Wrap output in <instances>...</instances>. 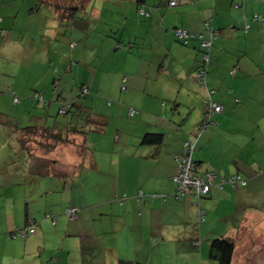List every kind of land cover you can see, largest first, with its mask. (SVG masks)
<instances>
[{
    "label": "crops",
    "instance_id": "0c3cea01",
    "mask_svg": "<svg viewBox=\"0 0 264 264\" xmlns=\"http://www.w3.org/2000/svg\"><path fill=\"white\" fill-rule=\"evenodd\" d=\"M72 1L79 4L78 10L66 18L80 30L82 45L75 52L78 45L74 41L72 47L70 41L71 57L64 53L56 61L49 55L45 62L53 61L49 66L55 71L47 79L33 81L39 39L44 46L51 44L49 52H56L52 37L57 36L50 37L53 30L45 21L50 16L17 8L14 0H0V264H119L120 259L161 264L173 257L164 251L168 244L178 251L183 243L202 244L200 239L211 242L219 236L236 237L232 264L239 258L247 264L252 247L264 245V23L251 20L255 13L264 15V0H179L174 6L171 0H146L142 6L150 16L139 13L137 0ZM244 16L250 20L248 29ZM35 18L47 26L35 30ZM209 19L217 38L207 81L224 110L214 115L216 124L196 132L204 117L205 91L197 81L200 40L194 37L185 44L174 28L208 35L204 22ZM25 21L33 26H24ZM235 68L233 75L230 71ZM84 85L92 107L106 96L117 97V114L133 118L134 127L100 128L102 133L90 147L89 136L67 127L69 123L52 126L63 138L58 142L69 143L64 162L51 157L52 148L41 154L23 148L22 129L31 125L43 129L47 113L31 112L33 120L25 125L14 118L9 128L4 119L8 107L15 104L25 114L30 112V98L42 105L33 97L34 87H42L45 99L50 98L47 106L72 100L75 114H80ZM11 90L22 94L19 103ZM131 108L137 110L132 115ZM148 132L162 133L163 141L143 144ZM187 139L195 143L192 155L199 174H217L210 193L198 205L192 189L176 196L173 181L176 156L183 153ZM24 149L30 156L25 172L20 156ZM84 162L95 167L97 179L107 175L95 190L99 195L108 190V199L88 203V178L80 168ZM49 174L67 182L62 190L71 182L70 190L78 196L65 206L59 203L55 194L60 189L39 182ZM234 174L245 177L247 184L221 187L220 179ZM97 206L100 223L96 217L88 221L85 214ZM71 207L79 209L75 220L66 214ZM31 223L39 226L35 233L13 236ZM95 250L105 256L96 258ZM196 250L194 257L200 263L207 257L202 248ZM187 259L191 264L192 251Z\"/></svg>",
    "mask_w": 264,
    "mask_h": 264
},
{
    "label": "rangeland",
    "instance_id": "374dc122",
    "mask_svg": "<svg viewBox=\"0 0 264 264\" xmlns=\"http://www.w3.org/2000/svg\"><path fill=\"white\" fill-rule=\"evenodd\" d=\"M17 4V8H19L20 6H23L25 11H29V8H32L31 6H33L35 8V12H39L40 14L43 16L45 15H49L50 16V20L46 18L45 21H49V25L51 26V29L53 30V32L51 33L50 31V37L51 35L56 34L57 37H52L54 38V48L53 50H56V52H49L48 48H50L51 44L48 45L46 44L45 46L43 45V40L42 38L39 39V41L37 42V46L39 47V50L36 52L37 54V58H36V63H35V69L34 70V75H33V81H35V78H37L39 81L43 80V78L47 79L48 76L50 74H52L55 71V68L53 65L49 66L50 64L53 63V61H48V65L45 62V58H47L49 55L51 56V59L54 57L57 61L58 57L61 54L67 53V55L69 57L72 56V49L70 48V41H75L78 45L77 49L75 50L78 51L79 48L82 45V39L79 36L80 34V30L78 28H76L74 30L73 27H71L72 24H74L72 21H69V19L66 18V16H68V14H74L78 9L76 8L79 4L76 3L75 1L72 0H47L48 2H59V4L61 6L59 7H55V5L53 4H48L47 2H42L40 0H14ZM93 0H91L92 2ZM33 4V5H32ZM86 11H90L89 8V4L87 5V7H85ZM79 20H77V24H79ZM40 22H38V19L35 18V30H39L45 28L47 25L45 24L46 22H42L41 24H39ZM24 26H33L32 23L30 24V21H25ZM49 26V27H50ZM55 36V35H54ZM46 40H50V38H46ZM86 41V40H84ZM83 41V42H84ZM69 48V49H68ZM51 50V49H50ZM69 51V54H68ZM44 55V56H43ZM46 56V57H45ZM37 64V67H36ZM26 71V69H25ZM24 78H28V75L26 74V72H24ZM58 73L56 71V76H58ZM121 84H120V88H121ZM33 90H39V91H45L44 88H38V87H34ZM36 92V91H34ZM35 94V93H34ZM18 95H22V94H18ZM106 101H101L100 103H98V101L95 103V105L92 107L90 103V98L89 96H85V98H81V101L83 102L82 105H84L83 108V112L80 114H75L74 110H71V108L68 110V114L62 115L59 113V108L62 106L61 101L59 103L53 101L52 103H50L48 106H42L39 105L38 102L35 100H33L32 98H30V102L31 104L29 105L30 107V112L22 114L19 107L17 108L16 106L14 107L15 104H13V106H9V115L5 116L4 119L9 121V128L12 127V119L14 118H18V121L22 124H29V122H32L33 118L30 115L31 112H33V114H36V112H46L47 113V117L49 119L47 126H58V124H61L62 122L65 123H69V126L67 127H72L75 128L79 131H82V134H86L87 136H89L88 139V145L91 147L92 145V141L94 142L95 139L98 138V134L102 133L100 132V128H105V127H110V128H114V127H128L130 129V127H134L132 121L133 118L129 117L127 114L126 116L121 115L119 116L117 114V106L119 104V99H117V97L111 95V96H106ZM47 100H50L49 97H46ZM88 100V101H87ZM108 105V106H107ZM114 107H111L113 106ZM104 115H106L107 117H103ZM35 121V120H34ZM45 124V123H42ZM35 126V125H33ZM12 134H14L13 131L9 132V135L12 136ZM35 139L31 144V148H33V150H35L34 152H50L49 147H46L45 145H49L46 143H55L56 145L51 149L54 150L51 152V157L57 159L60 162H64L65 160V149L68 148L69 143H66L65 145L62 143H59L58 140H52V142H50L49 140H47V138H45L44 135H41L40 133L35 134ZM104 137V136H103ZM44 139V140H43ZM102 139V138H101ZM100 139V141H101ZM105 139H108V137H106ZM13 140V139H11ZM44 142V145H42V143H40V141ZM91 142V143H90ZM58 144V145H57ZM54 145V144H53ZM57 147V148H56ZM25 148V147H23ZM56 149V150H55ZM49 150V151H48ZM78 150V149H77ZM29 151V150H28ZM26 149L21 150L20 152V156H21V161H22V165H23V171L25 172V169H27L28 167H30V156L29 153ZM46 153V154H47ZM35 154V153H34ZM97 154H99V152H97ZM105 165L103 164L102 168ZM53 168V170H55V168L53 167V165L51 166ZM81 170L82 172L86 173L87 176V185H88V196H87V200L88 203H94L97 202L98 200H106L108 199L109 193L107 194L108 190H104V194L103 195H99L96 190V184L97 182H105V180L107 179V175L103 176V179H97L99 177V174H97L96 169L94 166L87 164V162H84L81 165ZM110 181V180H108ZM107 181V182H108ZM31 182H33V187H35V178L31 179ZM39 182L42 185H46L47 187H52L54 189H60L57 190L56 194H55V198L59 201V203L64 204H68V202L70 203L72 198H76L78 196L77 194H72L70 188L72 186L71 182H68V186L66 190H62L63 189V185L66 184L67 182L64 181L63 178L57 179L54 176H52L51 174L47 175V176H42L40 177ZM74 195V196H73ZM109 201H114L117 200L118 202H120V200L117 198L114 199V197L111 199V197H109ZM111 203V202H110ZM103 205H107V204H103ZM98 206L94 208V212L88 211L85 216L88 219V221L93 220V217L98 220H94L96 221V223H100L99 217V210H98ZM79 214V213H78ZM69 219V217H68ZM200 241L202 242V244H192V242H189V244H185L183 243L182 245H178V251H176V247L173 245H166V249L164 250L166 255L170 256L169 254H171L173 257H169L167 258L165 261H160L161 264H187L188 259H187V252L192 251L193 252V259L190 261L191 264H196V259L197 256L194 257V251H200L201 248L204 251V256L206 255L207 258L205 259H201L200 263L197 264H216L215 261L209 259V247H210V242L205 241L204 239ZM195 249V250H194ZM260 251H256L259 250ZM260 252H264V245L263 248H256V246L249 252L248 254V263L247 264H264V255H260ZM93 254H95L96 258H100V256L102 255V251H93ZM103 256L104 253H103ZM153 256H156V253L153 254ZM239 256V255H238ZM241 257L243 256V253L240 255ZM107 257L110 259L112 257V254H108ZM182 258L184 257V259L186 260H179L177 258ZM244 262L240 261V258L238 259V261H236L235 264H242Z\"/></svg>",
    "mask_w": 264,
    "mask_h": 264
},
{
    "label": "built area",
    "instance_id": "2783aa9c",
    "mask_svg": "<svg viewBox=\"0 0 264 264\" xmlns=\"http://www.w3.org/2000/svg\"><path fill=\"white\" fill-rule=\"evenodd\" d=\"M177 0H172L171 4L175 5L177 4ZM208 24V23H207ZM248 27V25H247ZM179 37H185L187 38L189 33L186 28H178L176 30ZM214 32L212 31L211 36L214 37ZM205 39L202 43V46L205 48V51H209L212 44H213V38ZM205 53L203 56L202 64L200 65L198 71H197V79L199 85L204 89V101H205V114L202 122L197 128L196 132H201L203 129L207 128L208 125L216 124V121L214 120V115L216 113H220L223 111L224 106L213 99V90L209 87L208 81H207V75H208V65L210 61V55L208 53ZM235 69L232 71V73H235ZM87 87L83 89V92H87ZM34 97L39 99V101L44 102L43 95L40 92H36L34 94ZM14 102L19 103L20 97L17 96L14 93ZM71 107V103H65L61 109V114H66L68 108ZM137 110L135 108L130 109V114H134ZM195 143L192 139H187L184 143V151L182 154L176 156L177 160V173L173 177V181L177 185V194H185L187 190L192 189L195 195V198L197 201H195V204H199V199L210 193L211 186L215 180V177L217 174L213 171H208L204 176H201L197 170L196 161L193 158V150H194ZM230 184L232 187L236 188L241 185L247 184V179L243 177L241 174H234L231 176H223L220 179V185L223 187L224 184ZM141 196L143 195V191H141ZM158 195H154L156 197ZM165 198V196H164ZM77 207H71L68 209V213L71 217V219H74L77 217ZM201 219L204 218V211L201 210ZM35 232L36 227L34 224H30L28 226V229H17L15 232H17V235L26 236L28 234L27 231Z\"/></svg>",
    "mask_w": 264,
    "mask_h": 264
},
{
    "label": "trees",
    "instance_id": "16d2710c",
    "mask_svg": "<svg viewBox=\"0 0 264 264\" xmlns=\"http://www.w3.org/2000/svg\"><path fill=\"white\" fill-rule=\"evenodd\" d=\"M40 1H42V2H47L48 4H53V5H55V7H59V6H61L60 4H59V2H48L47 0H40ZM172 1V0H171ZM171 1H170V5H172V6H174L173 4H171ZM178 2H177V4L179 3V0H177ZM137 2L139 3V5H141V7H139V13L141 14V15H146V16H150V11H148V10H146L145 9V7H143L142 5L146 2V0H137ZM176 5V4H175ZM32 8H30V10H29V12H32V11H34L35 10V8L33 7V6H31ZM244 20H245V28L246 29H248L249 27H250V23H249V19H248V17L247 16H244ZM251 20H253V21H257V22H263L264 23V15H261V14H258V13H255L253 16H252V19ZM208 23V24H207ZM204 24H205V28L207 29V31L209 32L208 33V35H206V34H204V33H201V34H198V35H196V34H193V33H191L187 28V30H188V33H189V35H188V37L187 38H185V37H179V35L177 34V32H176V30L178 29V28H174V32H175V35H176V37H177V39L179 40V41H181V42H183V43H188L189 42V40L190 39H192V38H194V37H198L199 38V40H200V50H201V60H200V64H199V66H198V69H199V67H200V65L202 64V61H203V56H204V54L207 52V51H205V48L202 46V43H203V41L205 40V39H210L212 36H211V33H212V31L214 32V37H212L213 38V44H212V46H211V48H210V50L207 52L209 55H210V61H209V65H208V68H207V70H208V73H209V68L212 66V60H211V53H212V50H213V46H214V42H215V40H216V38H217V30H215V28H214V26H213V23H212V19H209V20H206L205 22H204ZM247 25H248V27H247ZM182 28V27H181ZM183 28H185V27H183ZM71 46L72 47H74L75 46V42H72L71 43ZM198 69H197V71H198ZM234 69H231V74H233L232 73V71H233ZM235 70H236V68H235ZM235 73H236V71H235ZM234 73V74H235ZM233 74V75H234ZM208 76V75H207ZM197 81H198V79H197ZM59 81H56V84L58 83ZM209 85V84H208ZM85 87H87V85H84V86H82L81 87V94H80V97L81 98H83L85 95H86V93L89 91V89H88V87H87V92H83V89L85 88ZM210 87V86H209ZM211 88V87H210ZM56 89V88H55ZM212 90H213V94H214V92H215V90L213 89V88H211ZM36 92H40V91H37L36 90ZM35 92V93H36ZM9 93H11V94H14L15 93V91L14 90H11V91H9ZM42 95H43V100H44V102H42V101H40V103L42 104V105H44V106H46L47 104H48V100L47 99H45V97H44V94L42 93V92H40ZM18 96V95H17ZM34 97V96H33ZM34 99H36V100H38L39 101V99H37V98H35L34 97ZM213 99L214 100H216L215 98H214V95H213ZM217 101V100H216ZM217 102H219V101H217ZM67 104V103H71V107H69L68 108V110L71 108V110H74V107H75V104L76 103H74L72 100H62V106L64 105V104ZM220 103V102H219ZM222 104V103H221ZM61 106V107H62ZM61 107L59 108V111H60V109H61ZM67 110V113L66 114H68V111ZM224 110V109H223ZM74 112H76V113H78V111H74ZM223 112V111H222ZM60 113V112H59ZM221 113V112H220ZM61 114V113H60ZM204 114H205V101H204ZM62 115H65V114H62ZM204 118V117H203ZM212 125H214V124H212ZM209 126H211V125H208L207 127H209ZM50 127H52V126H47V125H45V126H42V128L43 129H41V130H39L40 128H39V126L38 125H35V126H27V127H24L22 130H25V132L24 131H22L23 132V134H22V136H23V138H22V146L23 147H25V148H28L30 151H31V147H30V142H32V141H34V139H35V134H38V133H40L41 135H44L45 136V138H47V140H49L50 142H52V140H63V138L61 137V135H59L58 133H55V131H53ZM163 134L162 133H151V132H148V133H146L145 134V136L143 137V144H149V143H153V144H159V143H161L162 141H163ZM40 143H42V145H44V142H42V141H40ZM46 144H48V143H46ZM46 147H49L50 146V148H53V144L51 143V144H49V145H45ZM195 160V159H194ZM196 166H197V170H198V165H197V162H196ZM189 190H187L186 191V193L188 192ZM185 193V194H186ZM194 193V192H193ZM141 194V191H139V193H138V199L139 200H144L145 198H144V193H143V195L141 196L140 195ZM185 194H182V195H180V194H177L176 193V196H184ZM204 196H206V195H204ZM204 196H202V197H204ZM196 199V198H195ZM201 199V198H200ZM195 201H197V200H195ZM78 208V207H77ZM69 209V208H68ZM68 209H67V211H66V214L68 215V217H69V219L70 220H75V219H77V217H78V213H79V209H78V211H77V217L76 218H74V219H71V217H70V215H69V213H68ZM47 217L48 218H51V219H53V221H55V216L52 214V213H48L47 214ZM32 224H34L35 225V223H32ZM30 225V224H29ZM35 227H36V230L35 231H37L38 229H39V226H36L35 225ZM26 229H28V225L26 226ZM28 232V234L26 235V236H22V235H17V232H15L14 234H13V236H15V237H22V238H26L27 236H29V235H31V234H33V233H35V232H30L29 230L27 231ZM236 246H237V238L236 237H231V236H219V237H216V238H214V239H212L211 240V242H210V247H209V259H211V260H213V261H215L216 262V264H232V262H233V257H234V253H235V250H236ZM119 264H142L140 261H132V260H128V259H120V262H119Z\"/></svg>",
    "mask_w": 264,
    "mask_h": 264
}]
</instances>
